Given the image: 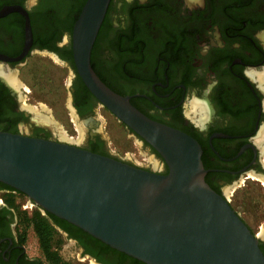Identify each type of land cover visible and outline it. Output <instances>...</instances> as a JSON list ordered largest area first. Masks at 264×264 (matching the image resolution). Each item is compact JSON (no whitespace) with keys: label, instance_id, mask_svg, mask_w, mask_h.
I'll return each instance as SVG.
<instances>
[{"label":"flooded vegetation","instance_id":"flooded-vegetation-1","mask_svg":"<svg viewBox=\"0 0 264 264\" xmlns=\"http://www.w3.org/2000/svg\"><path fill=\"white\" fill-rule=\"evenodd\" d=\"M67 1L65 6L64 0H0V12L26 10L33 33L29 53L12 61L25 48L26 19L17 12L0 17V132L54 140L48 128L53 125L37 121L28 126L41 131L29 134L20 129L33 113L23 97L33 92L13 71L41 55L71 71L64 86L73 122L83 131L75 142L83 145L77 146L144 168L114 155L97 130V110H109L78 74L70 30L78 0ZM102 26L91 64L110 89L151 120L194 138L202 149L205 181L227 200L248 180L264 187V0H111ZM128 130L162 160L160 173H165L167 165L155 149ZM22 195L0 183V264H63L54 236L52 259L42 246L33 224L36 212L99 264H144L52 220ZM30 231L37 240L34 249ZM260 247L264 252L262 239Z\"/></svg>","mask_w":264,"mask_h":264},{"label":"water","instance_id":"water-1","mask_svg":"<svg viewBox=\"0 0 264 264\" xmlns=\"http://www.w3.org/2000/svg\"><path fill=\"white\" fill-rule=\"evenodd\" d=\"M110 1L87 0L74 24L78 74L103 107L155 149L167 171H149L66 142L0 132V183L144 264H264L260 237L205 181L200 144L145 116L94 71L92 50ZM15 12L26 19L25 48L12 60L20 61L33 33L20 7L0 17Z\"/></svg>","mask_w":264,"mask_h":264},{"label":"rangeland","instance_id":"rangeland-1","mask_svg":"<svg viewBox=\"0 0 264 264\" xmlns=\"http://www.w3.org/2000/svg\"><path fill=\"white\" fill-rule=\"evenodd\" d=\"M63 3L67 6L69 2L64 0ZM76 5L78 8V1ZM14 72L17 73L16 76L23 84V87L26 85L33 92L28 94L27 97H23L28 105L33 106L30 108L31 111L34 114L37 112L48 114L50 116H47L53 120L51 124L53 126L48 128L53 133L54 140L58 139L62 142L82 146L83 142L81 144L75 143L79 139V133L81 135V132L79 125L77 126L78 132L73 122L69 106L70 97L66 93V87L64 86L71 79V71L65 66L53 63L48 57L35 55L29 61L27 67L23 69L16 67ZM33 113L31 121L20 128L23 134L41 131L37 128L31 129L29 127L35 124L32 121ZM96 117L100 120L97 130L106 140L108 148L114 155L122 159H130L141 167L150 168L155 172L163 170L162 160L153 152L141 146L137 137L132 135L127 127L110 111L97 110ZM63 134L68 137V140L62 138L61 135ZM153 161L158 163V167H155L156 169L153 167L154 164H151ZM227 198L232 208L240 215L251 231L264 241V187L258 182L248 180L244 186L237 188L233 196L228 195ZM28 204H30V201ZM33 208L34 212H36L35 207ZM33 210L29 211L33 212ZM30 234L29 245L34 249L37 245V240L33 231H30ZM54 240V246H57L63 264H99L94 259L84 255L82 247L65 234L55 231Z\"/></svg>","mask_w":264,"mask_h":264},{"label":"trees","instance_id":"trees-1","mask_svg":"<svg viewBox=\"0 0 264 264\" xmlns=\"http://www.w3.org/2000/svg\"><path fill=\"white\" fill-rule=\"evenodd\" d=\"M79 2V6L78 8L75 10L74 12V18L72 19V27H70V30L72 31L73 30V23H75L77 21V19L79 18L80 14H81V11L83 9V6L86 2V0H78ZM103 27V26H102ZM102 30V28H101ZM101 30H100V33H101ZM99 33V34H100ZM36 219L33 220V224H35V229L36 231L38 232L39 234V237H40V240H41V244L42 246L45 248V250L47 251V255L50 259H52L51 257V254H50V246H49V241L50 239L52 238L51 236H54L55 235V229L53 228L52 224L49 222L48 219H46L45 217H43L39 212H36ZM48 217H50L52 220L54 221H60L61 219L51 215V214H48ZM60 222H63L65 224H67L68 226H72L73 229L75 230H79L78 232H81V233H84V234H87L85 232H83L82 230H80L79 228L67 223L66 221H60ZM88 235V234H87ZM90 236V235H89ZM93 238V237H92ZM100 242V241H99ZM102 243V242H101ZM109 247V246H108ZM110 248V247H109Z\"/></svg>","mask_w":264,"mask_h":264},{"label":"bare ground","instance_id":"bare-ground-1","mask_svg":"<svg viewBox=\"0 0 264 264\" xmlns=\"http://www.w3.org/2000/svg\"><path fill=\"white\" fill-rule=\"evenodd\" d=\"M8 80H9V82L13 85V87H15V88H18V82H17V80L13 77V76H9L8 77ZM36 123H37V121L39 122V123H42V124H47V125H51L52 123H53V121H52V119L50 118V117H48L47 115H45V114H41L40 112H37V113H35V118L33 119ZM80 132H81V134L83 133V131H82V129H80ZM62 136V138L63 139H67L68 137L65 135V134H63V135H61ZM61 138V139H62ZM68 140V139H67ZM156 164H158V163H156ZM157 166V165H156ZM158 167V166H157ZM156 169V168H155ZM259 237V236H258Z\"/></svg>","mask_w":264,"mask_h":264}]
</instances>
